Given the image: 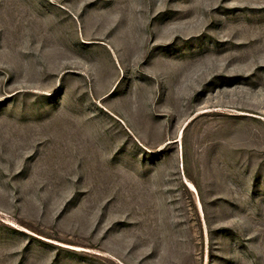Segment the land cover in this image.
I'll return each instance as SVG.
<instances>
[{
  "label": "rangeland",
  "instance_id": "obj_1",
  "mask_svg": "<svg viewBox=\"0 0 264 264\" xmlns=\"http://www.w3.org/2000/svg\"><path fill=\"white\" fill-rule=\"evenodd\" d=\"M0 264H264V0H0Z\"/></svg>",
  "mask_w": 264,
  "mask_h": 264
}]
</instances>
